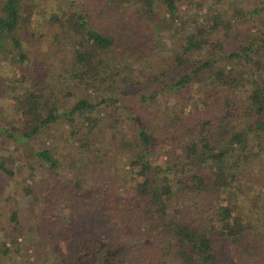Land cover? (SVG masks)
<instances>
[{
  "label": "trees",
  "instance_id": "trees-1",
  "mask_svg": "<svg viewBox=\"0 0 264 264\" xmlns=\"http://www.w3.org/2000/svg\"><path fill=\"white\" fill-rule=\"evenodd\" d=\"M214 1L217 7L211 18L200 24L191 21L188 33L174 43L165 59L175 77L170 90L197 88L203 100L201 109L195 107L201 110V121L184 124L182 117H174L157 136L152 128L135 124L129 110L136 107L116 102L114 91L96 103L89 98L74 102L66 88L44 81L31 85L23 96V128L0 126V135L24 142L45 134L60 118L69 123L73 144L85 160L79 167L77 153L70 155L71 190H97L92 200L108 221L94 227L95 235L111 227L117 237L127 234L131 242L125 245L126 261L121 263L120 250L109 246L92 264H222L220 248L230 252L237 264H264V74L260 67L264 0ZM127 2L136 29L144 24L169 29L178 21L177 0ZM33 3L0 0V53L15 51L21 63L27 62L19 34L22 11ZM44 27L37 41L31 40L37 46L32 56L41 71H53L58 63L56 74H66L85 91L101 94L102 89V96L111 85L116 90L120 69L132 75L134 67L128 59L133 62L135 56L112 35L91 28L82 12L63 9L51 15ZM132 81L122 79L124 84L147 88L141 81ZM130 89L125 95L137 98L136 106L147 100ZM107 103L114 109L109 113L110 125L93 113ZM180 113L184 115L183 110ZM75 114L83 119V126L75 127ZM156 147L157 155L153 154ZM34 157L40 167L58 169L51 151L39 149ZM114 158L126 161L129 176L142 177L128 189L130 196L119 207L116 182L125 188L129 180L118 172L110 174L109 162ZM0 169L13 176L3 162ZM225 194L226 199H221ZM45 201L60 204L63 196L50 190ZM10 221L12 231L0 245L3 257L18 254L17 239L24 236L16 212ZM6 242L12 247H6ZM65 243L58 238L51 245L66 252ZM92 245L87 243L83 249Z\"/></svg>",
  "mask_w": 264,
  "mask_h": 264
},
{
  "label": "rangeland",
  "instance_id": "rangeland-1",
  "mask_svg": "<svg viewBox=\"0 0 264 264\" xmlns=\"http://www.w3.org/2000/svg\"><path fill=\"white\" fill-rule=\"evenodd\" d=\"M177 1L178 21L171 28L160 30L146 24L136 29V23L131 22L132 11L127 7V0H34L33 4L22 11V26L19 30L27 62L21 63L19 54L15 51L10 54L0 53V126L5 129L13 126L23 128V96L31 90V85L44 81L66 88L74 102L89 98L96 103L103 97H111V91H114L113 98L116 102H124L127 107H136L135 110H129L134 114L135 124L152 128L157 136L165 131L166 123L174 117H182L184 124L187 121H201V110L197 112L195 109L196 106L201 109L203 103L197 88L192 86L188 90H170L168 87L175 77L172 67L165 59L174 43L188 33L191 21L200 24L211 18L217 5L214 0ZM67 8L82 12L91 28L112 35L118 43L126 46L125 50L135 56V62L128 59L134 67L132 75L129 70L120 69L121 76L118 78L116 90L111 85V89L103 93V96L102 89L101 94H95L90 89L85 91L83 87L75 86L66 74L55 73L58 63L54 65L53 71L48 68L41 71L39 62L33 58L32 52L37 46L31 40L37 41L39 33L46 30L44 24L51 15L60 14ZM223 11L224 8L220 10L221 13ZM123 54L118 58L121 59ZM65 56L68 58L70 54L65 53ZM260 67L264 74V61H260ZM127 77L132 78L134 83L143 82L147 88L122 83V79ZM104 87L106 85L103 90ZM129 89L135 93L138 90L137 93L147 97V100L136 106L137 98L132 99L130 94L125 95ZM113 110L107 103L96 107L93 113L99 114L110 125L112 121L109 113ZM181 110L184 115L180 113ZM75 118L78 124L75 127L84 125L78 114H75ZM110 130L114 132L113 129ZM70 131L69 123L60 118L45 134L31 141L15 142L0 135V163L3 162L13 171V176H9L0 169V245L6 233L12 231L10 216L13 211L17 213L24 229V236L17 239L21 249L19 253L12 254L10 258L0 256V264H92L108 252L109 246L120 250L118 256L121 263L126 261L124 249L125 245L131 243L129 235L118 233L117 237L116 233L111 232V227L95 235L94 227L104 226L108 221V215L100 214L97 203L92 200L97 190L89 188L83 193L71 190L73 177L70 173V155L77 153L74 158L79 167L83 166L85 160L81 152L76 150ZM39 149H47L54 154L59 165L56 171L51 172L39 166L40 161L34 157V152ZM158 153L156 147L153 154ZM109 165L110 174L118 172L120 175H127L129 180L125 188L121 186V182H116V191L119 193L117 199L120 196L116 205L119 207L123 199L130 196L128 189L140 183L142 177L135 179V176H129L126 161L123 159L114 158ZM258 188L256 191L262 192L263 188ZM50 190L56 196L62 195L63 203H46L45 196L49 195ZM226 196L227 194L223 195L221 199L225 200ZM58 238L66 241V252L51 245ZM87 243L93 245L88 250L83 249ZM6 247L11 248L12 244L7 243ZM93 247L99 250L98 255ZM219 253L222 264H237L230 252L226 253L220 248Z\"/></svg>",
  "mask_w": 264,
  "mask_h": 264
}]
</instances>
